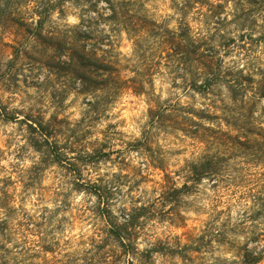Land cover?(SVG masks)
<instances>
[{"label":"clouds","instance_id":"1","mask_svg":"<svg viewBox=\"0 0 264 264\" xmlns=\"http://www.w3.org/2000/svg\"><path fill=\"white\" fill-rule=\"evenodd\" d=\"M0 264H264V0H0Z\"/></svg>","mask_w":264,"mask_h":264}]
</instances>
